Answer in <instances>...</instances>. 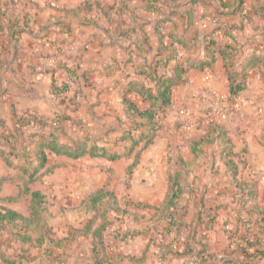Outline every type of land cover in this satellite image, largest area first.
Segmentation results:
<instances>
[{
    "label": "crops",
    "instance_id": "crops-1",
    "mask_svg": "<svg viewBox=\"0 0 264 264\" xmlns=\"http://www.w3.org/2000/svg\"><path fill=\"white\" fill-rule=\"evenodd\" d=\"M149 4L148 0L1 1L4 9L18 7L20 18L29 20V29L16 34L18 43L13 31L6 29L8 44L0 45V205L25 217H31L32 199L23 192L25 176L3 156L15 132L13 112L41 120L62 113L63 143L89 134L109 152L124 154L130 142L117 139L135 120H142L129 101L142 111L151 107L138 91L142 86L155 88L146 72L171 75L177 65L187 69L185 80L172 87L162 126L148 145L140 143L118 159L73 158L46 150L45 167L28 185L45 196L54 216L78 208L101 189L109 191L117 208L108 212L109 225L101 237L93 234L101 221L99 205L84 220L67 218L66 224L53 225L48 234L30 232L28 242L0 235V264H168L172 258L162 257L160 246L151 242L154 230L139 222L156 213L154 206L165 202L173 183L183 188L181 214L188 224L204 226L201 221L216 211L214 230L228 224L234 231L264 234V222L257 221L264 210V0H160L155 11ZM238 5L243 14H230ZM11 11L4 17L6 23L14 19ZM125 29L128 36L120 33ZM205 36L216 40L214 64L189 67L193 59L206 55ZM252 54L261 61L246 66ZM230 63L235 70L246 66L247 86L237 97L233 114L222 122L224 137L207 136L205 109L219 96L230 98ZM56 87L66 90L61 94ZM181 106L192 113L186 121L181 117L183 125L174 120ZM24 130L48 132L50 127L33 124ZM224 139L238 165L235 176L222 155ZM136 154L139 161L129 172ZM114 179L125 184L127 180L129 188L117 190ZM249 196L260 212H243L251 221L242 226L234 208ZM220 204L225 208L218 209ZM136 217L139 221H133ZM120 230H132L134 236L122 240ZM236 238L225 235L223 245L232 260L228 264H239L238 253H232L239 246ZM98 244L110 249L101 247L97 253ZM254 264H264V256Z\"/></svg>",
    "mask_w": 264,
    "mask_h": 264
},
{
    "label": "trees",
    "instance_id": "trees-1",
    "mask_svg": "<svg viewBox=\"0 0 264 264\" xmlns=\"http://www.w3.org/2000/svg\"><path fill=\"white\" fill-rule=\"evenodd\" d=\"M0 0V32L6 33V29L13 31V41L19 42L17 33L29 29V20L24 16L20 18L21 14L15 9L12 11L14 19L9 23H6L4 17L10 13V7L6 9L1 5ZM149 8L151 10H156L155 4L159 3L160 0H148ZM194 2L196 0H190ZM192 11L189 10L188 14ZM242 13V5H238L233 8L230 14ZM243 14V13H242ZM121 31V30H120ZM123 36L129 35V29L122 30ZM46 36V35H45ZM204 44L206 49V55L199 60H192L189 67H195L199 69H204L205 67H211L215 62V49L214 45L216 40L214 37H204ZM230 46H227L229 48ZM231 49V48H230ZM226 55V54H225ZM259 62L261 59L252 54L246 59L245 65L250 66L252 62ZM2 65V62L0 63ZM161 65V64H157ZM229 65V78H230V97H234L241 93L247 86V72L245 70L246 66L242 70H235L231 67L233 63ZM187 67L182 65H177L171 75L158 74L156 70L146 72L155 84L154 87L142 86L138 89L141 92L144 99L151 101V107L144 111L139 110V108L132 102L129 101V106L134 108V111L138 113L141 117V121H134L131 126L120 136L117 141L128 140L130 144L127 146V151L124 154L118 152H109L107 146L100 145L96 139L92 138L89 134H82L77 138L71 139V143H63L61 141L62 135L65 133L64 122L66 116L62 113H57L50 120H41L34 116H19L15 112L12 113L13 120L15 122V132L11 133L13 135V140L9 142V151L3 152L4 159L7 164L17 167L21 170L25 176V185L23 188L24 193H30L31 199V217H25L11 209L5 208L0 205V235L9 234L13 239L21 238L24 242L31 240L30 232H41L40 234H48L51 231L53 225L66 223V219H86L89 218L92 211L96 209L99 205L101 210V221L95 229L93 234L101 237L103 230L109 225V220L107 219L108 212L111 209L117 208V201L113 194L109 191H104L103 189L92 194L89 198L83 200L81 206L74 209H69L67 214H61L54 216L49 213L46 206L45 196L40 191H31L29 184L36 180L39 176L41 169L45 167L47 162L46 150H51L57 155H66L73 158H79L85 155L89 156H100L107 157L108 159H118L121 156H128L133 152L135 147L140 143L148 145L152 139L157 135L161 128V118L165 115L166 108L171 104L172 100V87L174 85L182 83ZM264 75V71H263ZM56 92H63L66 90L65 87L55 88ZM2 121L0 120V123ZM48 125L50 130L48 132L40 131H26L24 127H30L31 125ZM223 125L221 122L212 121L207 128V136L214 135L219 138H223L225 131L223 130ZM140 131V132H138ZM227 139H224V145L222 148V155L225 158L226 164L231 170L233 176L238 174V165L233 162V150L231 144L228 143ZM20 158L21 162L15 163L14 159ZM139 161V154H136L134 162L129 167V172L137 165ZM183 188L178 183H173L171 186V192L165 202L161 206H154L156 213L149 219L145 221H140L139 223L144 227L147 226L149 229H153L154 232H161L162 239L159 242L160 249L162 250V257H190L195 260L196 264H200L205 259L209 244H207L203 238L199 237L198 225L188 224L184 219L183 214H181V194ZM252 190L249 195L251 196ZM108 195V196H107ZM249 196L245 198L242 197L234 208L236 213L239 215V225H245L250 220V217H243L242 213L247 212L251 215L254 212H260L258 205H248L250 199ZM241 201V203H240ZM247 203V205H246ZM226 205L220 204L217 208H225ZM261 218H257V221L264 222V210L261 211ZM217 212H211L207 219L202 220L205 226L211 228L215 222ZM139 217L133 218V221H139ZM92 221V219H90ZM91 223V222H90ZM90 223L87 225V229H90ZM240 227V226H239ZM240 229V228H239ZM24 231V232H22ZM175 233V239H169L166 236V232ZM187 231L190 236L186 237V242L183 249H178L176 242H179L183 238V233ZM233 232V233H232ZM238 231L228 233V237H237L236 241L239 246L233 250L232 253L237 252L239 256V264H254L258 262L261 257L264 256V244L258 242L257 236L255 234H250L249 232L244 233V235H239ZM43 236V235H42ZM134 233L132 230L127 232L124 231L122 240H127L132 238ZM157 240L156 237L151 238V242L154 243ZM236 243V244H237ZM200 246V247H199ZM101 247L104 249H110V246L98 244L95 251L99 253ZM165 251H164V250ZM209 257V256H206ZM231 259H226L223 264H228ZM234 264V262H233ZM235 264H238L235 262Z\"/></svg>",
    "mask_w": 264,
    "mask_h": 264
},
{
    "label": "rangeland",
    "instance_id": "rangeland-1",
    "mask_svg": "<svg viewBox=\"0 0 264 264\" xmlns=\"http://www.w3.org/2000/svg\"><path fill=\"white\" fill-rule=\"evenodd\" d=\"M12 9H15L17 12H18V10H19V8L18 7H16V8H12ZM12 12V11H11ZM7 34L6 33H1L0 32V45H1V43L3 44H5V45H7L8 43L7 42H5L6 40H7ZM5 57V59H7V55H5L4 56ZM230 97V96H229ZM221 98V96H219V99ZM225 98H227V97H225ZM230 98H232V97H230ZM229 107L230 108H232L230 105H229ZM183 108V106H181L179 109H178V111H177V113L175 114V116H174V120H175V123L177 122V123H180L181 125H183V122H179V121H183V119H181V117H183V115L182 114H180V110ZM216 109H217V107H215ZM212 109H213V106H209V107H207L206 109H205V111H204V114H206L205 116H207V117H210V115L212 114V113H214L215 115H212L211 117H215V116H217L218 115V111H213L212 112ZM234 109V108H233ZM229 111L231 112L232 111V109H229ZM212 112V113H211ZM192 117V116H191ZM189 119H191V118H189ZM186 120H188L187 118H185V120L184 121H186ZM221 123L223 122V121H220ZM209 123V122H208ZM207 123V124H208ZM96 125L97 126H99L100 125V122H97L96 123ZM176 125H178V124H176ZM197 127H200L201 126V124H199V125H196ZM97 165H99V164H97ZM77 175V174H76ZM75 177V176H74ZM113 183H114V185H115V188L118 190H123V191H125V189H127V188H129V186H130V183L129 182H127V180H126V184L125 183H123V182H119V180L118 181H116L115 179L113 180ZM126 196V195H125ZM212 198H214V197H212ZM219 199V198H218ZM222 200H224V201H219V202H227V201H229V199L228 198H221ZM221 199H219V200H221ZM209 199H207V200H205L206 202H209L208 201ZM191 201V200H190ZM254 204H256L255 203V201H253V200H251L250 199V201L248 202V205H254ZM203 205H206V204H203ZM246 205H247V203H246ZM262 206H264V205H262ZM190 218L192 219L193 218V216L192 215H190ZM66 224V223H65ZM228 225V224H227ZM227 225H223V227H222V225L220 226V227H218L217 228V230H214V228H208L207 226H199V232H198V234H199V237L200 238H203L204 239V241L207 243V244H209V242L212 244L211 246H208L209 247V250H208V252H207V254H206V256H209V257H204L205 259L203 260V262H200V264H222V260H221V258H220V256L221 255H225V256H227V258H228V256H230V254H229V252H228V247H225L223 244H225V235L226 236H228V233L229 232H231V230H232V228L230 227V226H227ZM186 233H187V231H185L184 233H183V238L179 241V242H176V245L178 246V248H181V249H183L182 247L184 246V244H185V240H186V237H188V236H190L189 234H187V236H186ZM233 233V232H232ZM238 234H241V235H243L244 234V232L243 231H239L238 232ZM252 234H254V233H252ZM264 235V234H263ZM260 236V235H258L257 233H256V235L255 236H257V240L260 238V242L262 243V244H264V236ZM166 236L169 238V239H175V233L173 234V233H171V232H166ZM153 237H156L157 238V240L153 243L154 244V246L155 247H159V242L161 241V237L159 236V232L158 231H155L154 232V234H153ZM259 237V238H258ZM224 246V247H223ZM200 247V246H199ZM160 248V247H159ZM235 248H237V247H235ZM231 250H233V248H231ZM157 255H158V253H157ZM160 255V254H159ZM170 258H172V259H170L169 261H168V264H196L195 263V260L193 259V257H192V259L190 258V257H183V258H178V257H170ZM219 258V259H218ZM148 263V261H146V264Z\"/></svg>",
    "mask_w": 264,
    "mask_h": 264
},
{
    "label": "built area",
    "instance_id": "built-area-1",
    "mask_svg": "<svg viewBox=\"0 0 264 264\" xmlns=\"http://www.w3.org/2000/svg\"><path fill=\"white\" fill-rule=\"evenodd\" d=\"M62 94V92H60ZM240 93L237 94L236 96L232 97V98H215V100L212 102L211 106H213V109H212V112L213 111H218V115L215 116V117H211L212 115H215L214 113H212L210 115V117H208V120H209V123H211L212 121H223V120H226L228 119L233 111V107H236V100L238 99L237 97H239ZM229 105L232 107L230 108ZM217 107V109L215 108ZM229 109H232V111L230 112ZM180 114L184 115L187 119L191 118V115L192 113L188 110V109H185V108H182L180 110ZM123 231H118V234H119V237H122L123 236ZM159 236L161 237L162 239V236H161V232H159ZM178 249H181V248H178Z\"/></svg>",
    "mask_w": 264,
    "mask_h": 264
}]
</instances>
